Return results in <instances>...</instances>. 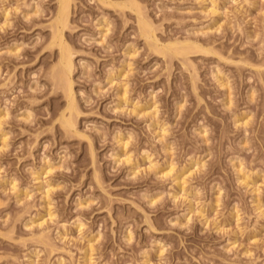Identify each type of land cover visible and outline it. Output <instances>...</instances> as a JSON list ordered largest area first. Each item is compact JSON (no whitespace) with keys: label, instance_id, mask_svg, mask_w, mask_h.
<instances>
[{"label":"rangeland","instance_id":"rangeland-1","mask_svg":"<svg viewBox=\"0 0 264 264\" xmlns=\"http://www.w3.org/2000/svg\"><path fill=\"white\" fill-rule=\"evenodd\" d=\"M59 4L0 0V264H264V0H72L69 75Z\"/></svg>","mask_w":264,"mask_h":264},{"label":"bare ground","instance_id":"bare-ground-1","mask_svg":"<svg viewBox=\"0 0 264 264\" xmlns=\"http://www.w3.org/2000/svg\"><path fill=\"white\" fill-rule=\"evenodd\" d=\"M60 4H59V12H58V17H57V30H56V38L57 40L59 41V46L61 48V57H60V73L62 75H69L73 69V54L71 53L70 49L65 45V42L63 40V29L64 27L67 25L68 23V20H69V17H70V13H71V3H72V0H59ZM127 3V2H126ZM121 6L125 7L127 6L126 4H122ZM134 6V5H133ZM132 7V6H131ZM137 11V10H136ZM141 21V20H140ZM142 28L145 32V34L150 37L153 33L152 31V27L149 25V23L147 21H144L142 20ZM54 25V24H53ZM66 28V27H65ZM175 44V43H174ZM192 44V43H191ZM181 45V44H180ZM180 45L177 47L176 44L175 45H171L167 48H165L168 52H171V53H174V54H178L179 53H185V52H188L192 49L190 46L191 45H183V46H186V47H180ZM193 45V44H192ZM182 46V45H181ZM155 47V46H154ZM159 48V47H158ZM161 49V48H160ZM159 49V50H160ZM194 49V48H193ZM196 50H198L197 48H195ZM194 49V50H195ZM158 50V49H157ZM158 50V51H159ZM164 50V48H163ZM192 50V52L194 51ZM160 52V51H159ZM59 71V69H58ZM63 77V76H62ZM67 77V76H66ZM64 79V78H63ZM65 81V80H64ZM67 85V84H66ZM69 90L71 91L70 95V98H71V101H70V105H69V109L72 111V110H75V104H74V97L72 95V85L71 83H69ZM73 117V116H72ZM64 123L68 126H72V121L70 118H65L64 119ZM193 164H191L192 166Z\"/></svg>","mask_w":264,"mask_h":264}]
</instances>
